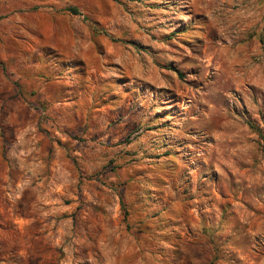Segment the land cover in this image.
I'll return each instance as SVG.
<instances>
[{
	"label": "rangeland",
	"instance_id": "rangeland-1",
	"mask_svg": "<svg viewBox=\"0 0 264 264\" xmlns=\"http://www.w3.org/2000/svg\"><path fill=\"white\" fill-rule=\"evenodd\" d=\"M0 264H264V0H0Z\"/></svg>",
	"mask_w": 264,
	"mask_h": 264
},
{
	"label": "trees",
	"instance_id": "trees-1",
	"mask_svg": "<svg viewBox=\"0 0 264 264\" xmlns=\"http://www.w3.org/2000/svg\"><path fill=\"white\" fill-rule=\"evenodd\" d=\"M68 10H70V11H72V12H76V10L75 9H73V8H69Z\"/></svg>",
	"mask_w": 264,
	"mask_h": 264
}]
</instances>
